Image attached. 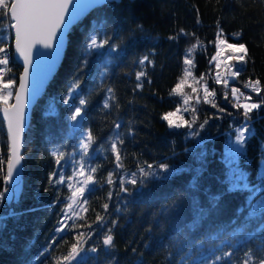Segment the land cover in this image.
Listing matches in <instances>:
<instances>
[{"label": "trees", "instance_id": "16d2710c", "mask_svg": "<svg viewBox=\"0 0 264 264\" xmlns=\"http://www.w3.org/2000/svg\"><path fill=\"white\" fill-rule=\"evenodd\" d=\"M194 7L199 9V14ZM218 17L222 19L221 26L229 43L246 42L248 47V62L246 66H241L244 70L227 87L228 91L236 87L242 93V86L250 78L264 82V0H120L119 4L93 9L69 29L62 62L33 107L24 134L21 165L23 195L19 204L13 202L9 205L5 202L0 206V215L6 214L9 207L18 212L30 208L37 210L18 218H9L0 227V264H25L30 261L52 237L60 222L61 210L66 209L70 202L71 190L66 185L59 186L58 193L57 188L48 183V173L54 167V158L50 157L49 151L55 150L66 139L67 148L60 147L59 150L65 151V159L70 160L71 149L77 143V134L71 137L67 135L69 128L65 121V107L57 103V114L54 115L49 113L48 105L53 97L61 96L67 85L75 81L73 74L80 66L83 34L89 31L93 22L98 23L103 19L108 21L104 24L108 35L116 43H121L123 38L126 44L125 57L117 62L118 66H114L103 80V88L98 87L99 81L93 83L88 78L84 80L85 91L89 87L94 89L90 96L88 122L84 127H90L96 137L97 143L93 148L98 151L92 160V166H98L99 170L95 175L103 187H98L88 195L87 204H83L79 198L81 208L78 206L76 219L67 221L68 234L57 238L51 256L67 255L71 244L76 242V234L83 232L87 236L88 225L95 220V214L101 212L100 205L108 202L106 197L110 186L106 184V179L109 171L114 173L116 183L111 188L112 199L116 201L120 176L136 171L138 163H152L154 160L189 167L193 171L178 174L165 183L151 184L142 197H136L131 203H121L119 214L115 213L114 206L110 204L109 212L113 215L109 218L118 219V227L114 230L113 252L116 264H195L197 259H206L210 255L219 254L221 249L227 251L233 247L236 242L232 232L245 223V215L250 210L246 206L248 198L252 197L251 205L255 206L261 199V193L256 189L264 191V180L259 179L264 176V170L262 174L258 173L261 164L258 163V153L261 142H264V107L251 113L249 131L246 132V150L231 165L230 173V165L226 164L223 153L224 142L226 136L234 134L235 128L241 125L243 110L235 109L237 100L231 96V92H228V99H224V86L215 84L213 73L216 69L208 65L210 56L214 55V48L208 42L214 39V25ZM138 25L142 26L143 32ZM180 29L190 35L182 37L178 42L167 39ZM240 30L243 31L241 40L231 38V33ZM133 32L135 42L128 39ZM0 36H11L7 40L10 46V70L19 75L21 68L12 57V35L7 17L0 19ZM2 43L4 41H0ZM153 50L156 54L149 59L154 61L155 67L149 66L146 69L152 83L145 81L142 91L134 94L135 72L141 69L133 61ZM185 55L194 62L188 77L183 76L182 61ZM97 68L93 58V62L89 64L88 77ZM181 78L185 81L182 91L170 95ZM205 85L216 101L214 104L218 108H224L225 113L221 114L218 108H213V103L203 101ZM108 87L113 89L119 108L113 105L108 110L102 109L104 89ZM193 88L197 91L193 92ZM249 95L253 102L258 100L255 94ZM186 97L189 98L188 105L183 103ZM160 98H163L162 102ZM238 102L243 104L247 101L240 96ZM2 107L0 104V109ZM177 107L181 109L178 116H183L184 119L195 116L198 123L203 122L206 117H214L201 130L202 143L197 144L193 139L185 140L188 129L182 127L169 131L166 122L161 120L163 113L175 111ZM192 109L196 111L193 112ZM117 120L122 121L119 133L124 140L123 146L118 145L123 165L119 170L115 167V156L111 153L110 141L107 140L108 136L115 138L113 125ZM130 129L132 136L128 135ZM185 149L191 151L185 152ZM173 152L178 154L174 159L162 161L164 156H171ZM200 152L207 154L205 170L198 180L200 191L189 193L185 188L195 174L194 170L201 166L198 159ZM7 153L8 144L0 118V189L3 187V175L6 174ZM235 168L246 173L245 182L249 184V188L239 187L227 192L235 180L229 178L232 173H236ZM68 175L71 172L66 168L65 176ZM206 188L211 193L223 192L225 195L218 211L202 220L195 231H189L186 225L193 218L191 195H199L201 204L207 207L204 194ZM36 189H39V198ZM57 195L61 202L54 208L45 207L51 205ZM179 195L184 197L180 201V211H173L171 205ZM240 206H245V212L244 215L237 216L236 210ZM258 214L259 218L251 221L245 233L238 237L243 242L236 245L235 255L223 264H238L247 248L255 250L256 256L261 255L260 245L264 242V232L257 233L251 240L245 239L248 232H253L264 222V208L258 210ZM234 217L236 223L231 224ZM73 223L77 226L71 227ZM96 241L97 238L93 237L84 246L88 247ZM41 264H53V261L50 257L42 258ZM85 264H111V256L101 251L95 259L89 258Z\"/></svg>", "mask_w": 264, "mask_h": 264}, {"label": "snow or ice", "instance_id": "6c2138e0", "mask_svg": "<svg viewBox=\"0 0 264 264\" xmlns=\"http://www.w3.org/2000/svg\"><path fill=\"white\" fill-rule=\"evenodd\" d=\"M113 3L119 4L120 0H0V19L7 17L10 21V29L14 30V51L20 58H22L23 71L19 75L11 73L10 70V55L9 44L7 40L11 38L0 36V41L4 43L0 44V104L3 105L2 113L3 120L7 123V132L10 137V144L8 145L7 153V169L6 174L3 175L2 183L3 187L0 189V206L5 202L11 205L13 202L19 204L20 197L23 195L21 188V178L18 171L19 166L22 165L23 155L22 149L24 144V132H25V105L29 99V77L32 76L31 82V99L35 100L41 89L44 87L45 82L52 74V70L56 67L57 62L61 59L62 51L65 45V37L70 27L76 22L86 10L95 7L111 6ZM194 10L199 14V9L194 7ZM108 21L103 19L101 21L93 22L89 28V31L83 34L81 61L80 66L73 74L75 81L68 84L64 93L59 97H53L48 105L49 113L57 114L56 104L63 105L66 109L65 121L68 124V136L76 135L77 143L71 149V159H65L66 152L59 150L60 147L67 148V140L57 147L55 150L50 149L49 155L54 158V167L51 172L48 173L47 180L50 186L57 188L59 193V186L66 185L68 190H71V197L67 204L66 209L61 210V219L57 227H55L52 237L48 240L46 245L37 253L30 261L25 264H41L42 258H51L53 264H85V262L91 258L95 259L101 251H104L111 256V264H116V257L114 252V230L118 227V219H110L113 213L109 212L110 204L114 206L115 213L119 214L120 204H127L133 202L136 197H142L145 190L153 183H165L172 177L184 173L192 172L193 169L185 166H176L168 162H161L154 160L152 163L143 161L138 163L136 171L127 172L125 175H121L119 178L118 191L116 192L117 200L113 201V186L116 182L113 179L114 173L109 171L107 174L106 184L109 187L107 193V201L100 205L101 212L95 214V220L88 225L87 236L83 232L76 234L74 243L71 244L67 255L60 257H52L51 252L56 246L57 238H62V235L68 234L67 221L69 219L75 220L76 213L73 209V204H77V197L80 198L83 204L88 203V195L92 194L98 189L103 187L100 181L96 179V173L98 172V166H92V160L95 158L98 149H94L93 146L97 143L96 137L93 135V131L90 127L85 128V123L88 122L89 106L91 105L90 96L94 91L93 88H87L85 91L84 80L90 79L93 83H98V87L103 88V80L106 79L114 66H118V61L126 55V44L123 38L121 43H116L107 31L104 29V24ZM197 19V23H199ZM222 19L217 18L215 21L216 31L213 36L214 39L208 42L211 45L215 54L209 58V66L215 65L217 71L215 73V84L227 85L229 78L239 77L241 71V65L247 64L248 47L246 42L229 43L225 38L224 29L221 26ZM141 32H143L142 26H137ZM190 34L184 29H180L174 35H170L167 39L169 41L178 42L182 37L187 38ZM193 38L194 37V34ZM231 38L241 40L243 31H237L231 33ZM146 38H150L147 37ZM128 39L135 42L134 32L128 37ZM40 46L37 48V46ZM207 47V45H205ZM33 49H35V62L33 61ZM190 51V50H189ZM155 51H151L137 61H133L136 67L141 70L135 72V88L133 93L142 91L144 82L148 84L152 83L151 78L148 77L146 69L150 66L155 67L153 60H150V56H155ZM93 58L98 65L97 71L88 77L89 64L93 62ZM102 62V66H101ZM183 76L188 77L191 75V66L193 60L189 59L187 55L184 56ZM223 64L225 73L221 76L219 71ZM6 74L7 77H6ZM185 81L183 78L176 83L170 93H177L182 91V87ZM18 84V87H14ZM264 82L260 79H249L245 88L251 90L252 93L258 97V100L253 102L250 95L243 96L240 90L236 87L231 88V96L237 100L234 107L236 110L242 109V123L239 127L235 128V140L229 141L228 145V163L234 165L237 159L245 152V145L247 143L246 132L249 131V125L251 122V113L254 110H258L264 107ZM193 92L197 89L193 88ZM204 101L210 103V97L212 93L209 91L207 85L204 86ZM105 95L101 102V107L104 110L110 109L113 105L119 108V104L116 101L115 94L111 87L104 89ZM240 96H243L247 101L243 104L239 103ZM225 100L228 99V92L223 93ZM14 99V102H11ZM161 102L163 98H160ZM199 102V97H197ZM184 105H188L189 98H185ZM213 108H218L216 104H212ZM181 109L177 107L175 112L168 111L163 113L161 120L166 122V127L169 131L173 129L185 128L188 129L185 140L193 139L195 143L200 144L203 141L200 139L201 130H204L209 124L210 120L214 117H206L203 122L198 123L195 116L192 119H184L183 116L179 117V122L173 119L175 113L180 112ZM193 112L196 109H192ZM218 111L225 113L224 108H218ZM185 112L187 109L185 108ZM49 113H45L48 115ZM231 115V113H228ZM219 119V117H215ZM122 121L117 120L114 122L113 131L116 133L115 138L108 136L107 140L110 141V151L115 156V167L117 170L121 169V154L118 145L123 146L124 140L121 138L119 129ZM132 136L131 129L128 133ZM103 147L102 145L100 146ZM185 152H190L191 149H185ZM177 153L173 152L171 156H164L162 161H169L174 159ZM206 153L200 152L198 159L200 161V167H197L191 180L186 185L185 191L189 193H198L200 191L198 180L205 170ZM258 163H264V142H261ZM71 172V175L65 176V169ZM237 173L235 180L232 182V186L227 189V192H232L236 188H249V184L246 181V173L239 168H235ZM15 173V175H14ZM260 180H264V176L259 177ZM76 181V184L72 181ZM37 197L39 198V189L35 190ZM47 191V188L45 189ZM260 191L261 199L255 204L251 205L252 197H249L247 207L250 210L245 215V223L234 229L232 232L233 240L236 242L233 247L227 251L221 249L219 254H213L206 259H197L195 264H223L227 260L235 255V247L240 241L238 237L245 233L246 228L250 226V222L259 218L258 210L264 208V191ZM204 194L207 198V207L203 206L200 202L199 195H191L190 201L193 209V218L187 223L186 227L189 231H195L201 224L202 220L211 216L214 212H217L220 206V202L223 199L225 193L217 192L211 193L210 189H204ZM255 194V193H254ZM183 195H179L177 199L171 205V210L180 211V201L183 199ZM61 202L59 195L52 202L51 205L45 207H56L57 203ZM35 208L25 209L23 211H16L14 208L9 207L6 214L0 215V227L4 226L9 218H18L19 216L26 215L29 212L36 211ZM87 211V209H85ZM245 206H240L236 210V215H244ZM71 213V214H70ZM231 224L236 223L235 217L230 221ZM73 223L71 227H76ZM264 232V222H261L253 232H248L245 239L251 240L257 233ZM93 237L97 238V241L90 244L88 247L84 245L88 241L93 240ZM215 238V237H213ZM14 239V237H13ZM199 246V245H198ZM202 247V246H199ZM135 252V249H133ZM260 256H256L255 250L247 248L243 252V259L238 264H264V242L260 245Z\"/></svg>", "mask_w": 264, "mask_h": 264}, {"label": "water", "instance_id": "95a60500", "mask_svg": "<svg viewBox=\"0 0 264 264\" xmlns=\"http://www.w3.org/2000/svg\"><path fill=\"white\" fill-rule=\"evenodd\" d=\"M95 8H97V7H95ZM95 8H89L88 10H86L84 12V14L76 22H74L73 25H75L80 19H82L85 16H87L89 14V12L92 11L93 9H95ZM10 30H11V34L14 33V30H12V29H10ZM66 37H67V34H66ZM66 37H65V45H64V49L62 51L61 59L57 62L56 67L52 70V74L49 76V79L45 82L44 87L41 89L40 93L38 94V96L36 97L35 100H32L31 99V82H32V76L30 75V77H29V99H28V102L25 105V132H26V130L28 128V124H29V120H30V115H31V111H32L33 107L37 103L38 99L43 95L46 86L49 84V82L53 78L54 74L56 73L57 69L59 68V66H60V64L62 62L63 53H64V50L66 48ZM13 45H14V35H12V42H11L12 57H13V60L20 66V68H21L20 73H22V71H23V68H22V58H20L18 56V54L15 53L14 46ZM39 47L40 46L38 45L37 48H39ZM33 61L35 62V49H33ZM16 87H18V84H17ZM11 102H14V99ZM2 108L0 109V118H1V120L3 122L4 131H5V135H6V139H7V144L9 145L10 144V137L8 136V132H7V123H6V121L3 120ZM25 132H24V134H25ZM6 169H7V165H6ZM18 171H19L20 178H21V166H19ZM14 175H15V173H14Z\"/></svg>", "mask_w": 264, "mask_h": 264}, {"label": "rangeland", "instance_id": "374dc122", "mask_svg": "<svg viewBox=\"0 0 264 264\" xmlns=\"http://www.w3.org/2000/svg\"><path fill=\"white\" fill-rule=\"evenodd\" d=\"M213 54H215V50H214V53ZM208 65H209V62H208ZM213 66L215 67V65H212V68H213ZM215 69H216V67H215ZM217 71V70H216ZM216 71L213 73V79L215 80V73H216ZM219 71H220V73H221V76L223 77L224 76V73H225V69H224V66H223V64L221 65V67H220V69H219ZM210 72V71H209ZM231 78V77H230ZM231 82L229 81V83L228 84H230ZM246 84V83H245ZM245 84L242 86V88H243V90H244V92H242L243 93V96H247V94H251L252 92H251V90H249V89H246L245 88ZM221 85H223L224 86V89H223V91L225 92V90L227 91V92H231V91H228L229 89L227 88L228 87V85H224V84H221ZM253 94H255V93H253ZM243 96H241V99H244L243 98ZM204 97V91H203V95H202V98ZM203 101H204V99H203ZM210 103L212 104H214L216 101H214V99H213V97L211 96L210 97ZM205 102V101H204ZM173 112H175V111H173ZM180 116H178V114L177 113H175V115L173 116V119L174 120H176L177 122H179V118ZM232 141V142H234V140H235V133L234 134H229V135H227L226 136V140H225V142H224V148H223V153H224V155H225V157H226V164L227 165H229V163L227 162L228 161V159H229V157H228V145H229V141ZM231 167L232 166H230V173L232 172V170H231ZM264 170V163H261L260 164V167H259V170H258V173L259 174H262V171ZM237 175V173H232L230 176H229V178H231V179H235V176ZM72 183L74 184V186H75V184H76V181L74 180V181H72ZM232 186V185H231ZM77 199V201L79 200V197H77L76 198ZM71 202V201H70ZM78 206H79V202L77 203V204H73V209L75 210V213H77V209H78ZM81 207L79 206V209H80ZM71 214V213H70Z\"/></svg>", "mask_w": 264, "mask_h": 264}, {"label": "built area", "instance_id": "2783aa9c", "mask_svg": "<svg viewBox=\"0 0 264 264\" xmlns=\"http://www.w3.org/2000/svg\"><path fill=\"white\" fill-rule=\"evenodd\" d=\"M233 78H229V81L232 82ZM215 81V80H214ZM228 85V84H227Z\"/></svg>", "mask_w": 264, "mask_h": 264}, {"label": "bare ground", "instance_id": "6f19581e", "mask_svg": "<svg viewBox=\"0 0 264 264\" xmlns=\"http://www.w3.org/2000/svg\"><path fill=\"white\" fill-rule=\"evenodd\" d=\"M209 70H210V68H209ZM215 70V69H214ZM217 70V69H216ZM215 76V75H214ZM229 83V82H228ZM226 91V90H225ZM243 91V90H242ZM241 93V92H240ZM249 95V94H248ZM211 104V103H210Z\"/></svg>", "mask_w": 264, "mask_h": 264}]
</instances>
